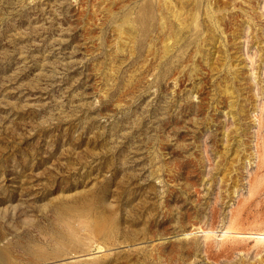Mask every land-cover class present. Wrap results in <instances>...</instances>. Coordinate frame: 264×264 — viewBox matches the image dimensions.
Returning <instances> with one entry per match:
<instances>
[{
  "label": "rangeland",
  "instance_id": "obj_1",
  "mask_svg": "<svg viewBox=\"0 0 264 264\" xmlns=\"http://www.w3.org/2000/svg\"><path fill=\"white\" fill-rule=\"evenodd\" d=\"M67 223L75 264H264V0H0V247Z\"/></svg>",
  "mask_w": 264,
  "mask_h": 264
},
{
  "label": "bare ground",
  "instance_id": "obj_2",
  "mask_svg": "<svg viewBox=\"0 0 264 264\" xmlns=\"http://www.w3.org/2000/svg\"><path fill=\"white\" fill-rule=\"evenodd\" d=\"M65 215H69V216H72L75 218H79L80 221H83L84 222V229L87 230L88 234L93 233V231H95V229H96V225L94 224L95 216L92 214L90 208H89V212L86 211L84 214H82L80 212V209L78 206H72V205L60 206L58 208V211H57V216L62 217ZM60 217H59V219H60ZM69 220H70V218H69ZM67 225H68L67 226L68 230L66 228H62V227L60 229L59 228L56 229V227L54 226L56 229V231L54 232L55 236L53 239L54 240V246H55V247L53 246L54 250L53 249L48 250L41 243H38V242L29 243L28 244L29 247H26V248L33 254V256H35V258L46 260L42 264H75L78 262H93V261H95V259H96V256L94 255L95 253L92 254V251L90 253V252H86L83 250H79L80 247H82V245H84L85 243H88L89 239H85V238L83 239V237L81 238V236L78 233L77 228L70 225L69 223H67ZM101 227H102L101 230H106V228L103 229L105 226H101ZM52 230H54V229L52 228ZM111 231H113V226H110L107 228V230L105 231L106 235L110 236V234L112 233ZM226 232L227 231H225L223 233H226ZM240 235H244V233L240 234ZM253 235L256 238H259L260 240L261 239L264 240V231L258 232V233L255 232ZM89 248H87V249H89ZM106 249H107V251L111 250V247H107ZM64 250H66V251H64ZM102 251H106V250L104 249ZM40 262H42V260ZM0 264H13V259L10 256L9 251L6 247H0ZM21 264H23V263H21Z\"/></svg>",
  "mask_w": 264,
  "mask_h": 264
}]
</instances>
